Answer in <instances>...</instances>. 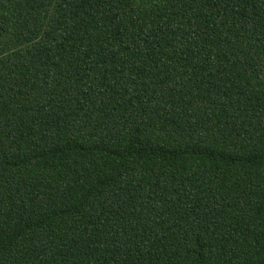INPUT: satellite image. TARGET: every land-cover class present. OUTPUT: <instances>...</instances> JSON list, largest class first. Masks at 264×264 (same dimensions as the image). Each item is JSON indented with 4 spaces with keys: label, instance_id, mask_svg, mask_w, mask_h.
<instances>
[{
    "label": "trees",
    "instance_id": "1",
    "mask_svg": "<svg viewBox=\"0 0 264 264\" xmlns=\"http://www.w3.org/2000/svg\"><path fill=\"white\" fill-rule=\"evenodd\" d=\"M0 264H264V0H0Z\"/></svg>",
    "mask_w": 264,
    "mask_h": 264
}]
</instances>
